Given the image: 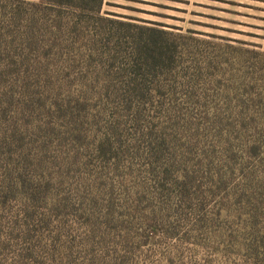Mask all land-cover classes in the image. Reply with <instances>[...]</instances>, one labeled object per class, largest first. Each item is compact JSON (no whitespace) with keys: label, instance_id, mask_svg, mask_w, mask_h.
<instances>
[{"label":"trees","instance_id":"trees-1","mask_svg":"<svg viewBox=\"0 0 264 264\" xmlns=\"http://www.w3.org/2000/svg\"><path fill=\"white\" fill-rule=\"evenodd\" d=\"M105 2L0 0V264H264V51Z\"/></svg>","mask_w":264,"mask_h":264},{"label":"rangeland","instance_id":"rangeland-1","mask_svg":"<svg viewBox=\"0 0 264 264\" xmlns=\"http://www.w3.org/2000/svg\"><path fill=\"white\" fill-rule=\"evenodd\" d=\"M103 14L264 51V0H106Z\"/></svg>","mask_w":264,"mask_h":264},{"label":"crops","instance_id":"crops-1","mask_svg":"<svg viewBox=\"0 0 264 264\" xmlns=\"http://www.w3.org/2000/svg\"><path fill=\"white\" fill-rule=\"evenodd\" d=\"M264 47V46H263Z\"/></svg>","mask_w":264,"mask_h":264}]
</instances>
